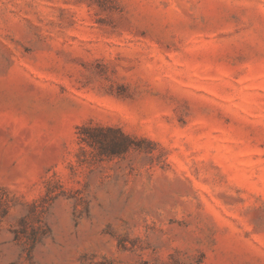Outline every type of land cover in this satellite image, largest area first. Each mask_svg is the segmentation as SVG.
Segmentation results:
<instances>
[{
  "label": "rangeland",
  "instance_id": "374dc122",
  "mask_svg": "<svg viewBox=\"0 0 264 264\" xmlns=\"http://www.w3.org/2000/svg\"><path fill=\"white\" fill-rule=\"evenodd\" d=\"M0 264H264V0H0Z\"/></svg>",
  "mask_w": 264,
  "mask_h": 264
},
{
  "label": "trees",
  "instance_id": "16d2710c",
  "mask_svg": "<svg viewBox=\"0 0 264 264\" xmlns=\"http://www.w3.org/2000/svg\"><path fill=\"white\" fill-rule=\"evenodd\" d=\"M111 130V129H109ZM119 138L120 141H115L113 143H111L109 145V149H113L112 151H114L113 153H116L118 150V148H122V149H127L130 146V142H131V137L127 134H125L123 131L119 130ZM95 137V136H94ZM96 139V138H94Z\"/></svg>",
  "mask_w": 264,
  "mask_h": 264
}]
</instances>
